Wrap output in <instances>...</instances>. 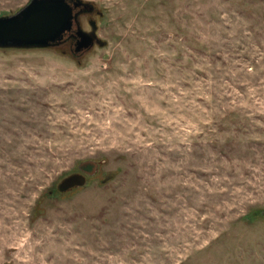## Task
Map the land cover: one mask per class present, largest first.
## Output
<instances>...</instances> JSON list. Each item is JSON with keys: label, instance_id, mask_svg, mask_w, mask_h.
<instances>
[{"label": "rangeland", "instance_id": "obj_1", "mask_svg": "<svg viewBox=\"0 0 264 264\" xmlns=\"http://www.w3.org/2000/svg\"><path fill=\"white\" fill-rule=\"evenodd\" d=\"M83 1L104 46L0 48V264H264V0Z\"/></svg>", "mask_w": 264, "mask_h": 264}, {"label": "water", "instance_id": "obj_2", "mask_svg": "<svg viewBox=\"0 0 264 264\" xmlns=\"http://www.w3.org/2000/svg\"><path fill=\"white\" fill-rule=\"evenodd\" d=\"M70 1L29 0L17 12L1 15L0 48L35 49L49 48L51 45L57 44L64 31L69 30L73 20L76 19ZM80 2L82 0H74V6ZM84 34L78 41L77 50L91 48L94 39L97 45L104 46V42L96 34L94 25L91 33ZM96 167V162L93 160H84L79 165L82 172L91 175L95 173ZM83 182L84 176L72 174L61 182L59 189H66L75 184H83Z\"/></svg>", "mask_w": 264, "mask_h": 264}, {"label": "flooded vegetation", "instance_id": "obj_3", "mask_svg": "<svg viewBox=\"0 0 264 264\" xmlns=\"http://www.w3.org/2000/svg\"><path fill=\"white\" fill-rule=\"evenodd\" d=\"M73 6V13L76 14V19L73 20L72 26L69 30L64 31L61 40L50 47L62 48V52H68L75 59H79L84 54L93 49L96 45L95 39L92 47L78 49V41L81 39L84 33H91L92 26L94 25L97 36L99 37L98 31V17L102 16V11L99 10L95 3L92 1H83L74 6V0L70 1ZM49 47V48H50Z\"/></svg>", "mask_w": 264, "mask_h": 264}, {"label": "trees", "instance_id": "obj_4", "mask_svg": "<svg viewBox=\"0 0 264 264\" xmlns=\"http://www.w3.org/2000/svg\"><path fill=\"white\" fill-rule=\"evenodd\" d=\"M14 49H16V48H14Z\"/></svg>", "mask_w": 264, "mask_h": 264}]
</instances>
